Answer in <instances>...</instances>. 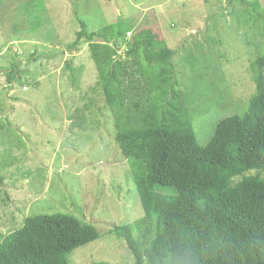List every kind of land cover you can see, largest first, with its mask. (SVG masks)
I'll return each instance as SVG.
<instances>
[{
    "label": "rangeland",
    "instance_id": "374dc122",
    "mask_svg": "<svg viewBox=\"0 0 264 264\" xmlns=\"http://www.w3.org/2000/svg\"><path fill=\"white\" fill-rule=\"evenodd\" d=\"M251 1L264 11V0ZM79 17L89 30L121 23L119 55L135 71L128 113L147 110L150 97L135 87L139 65L127 48L145 41L178 50L174 70L202 147L256 93L251 62L264 54L263 23L242 0H0V113L6 68L16 61L21 76L0 114V241L30 215L62 211L100 234L68 255L71 264H135L114 229L144 209L89 44L68 48Z\"/></svg>",
    "mask_w": 264,
    "mask_h": 264
},
{
    "label": "trees",
    "instance_id": "16d2710c",
    "mask_svg": "<svg viewBox=\"0 0 264 264\" xmlns=\"http://www.w3.org/2000/svg\"><path fill=\"white\" fill-rule=\"evenodd\" d=\"M242 2L262 21L264 36V11L255 1ZM78 20L68 48L89 44L144 209L143 217L114 229L135 264H264V177L248 173L264 172V54L251 62L256 93L246 111L222 119L202 147L174 70L178 50L162 42L147 48L145 41L127 48L139 65L135 87L150 97L147 110L131 114L126 96L135 71L119 55L121 23L89 30ZM16 65L6 68L10 89L21 78ZM99 237L73 214H33L0 241V264H71L74 249Z\"/></svg>",
    "mask_w": 264,
    "mask_h": 264
},
{
    "label": "water",
    "instance_id": "95a60500",
    "mask_svg": "<svg viewBox=\"0 0 264 264\" xmlns=\"http://www.w3.org/2000/svg\"><path fill=\"white\" fill-rule=\"evenodd\" d=\"M9 88H6L4 91V101H5V108L4 110L0 113L2 116H4L12 107V103L10 101V97L8 94Z\"/></svg>",
    "mask_w": 264,
    "mask_h": 264
}]
</instances>
